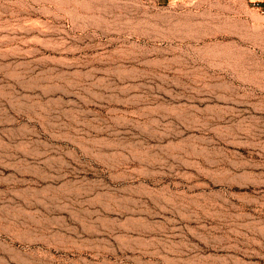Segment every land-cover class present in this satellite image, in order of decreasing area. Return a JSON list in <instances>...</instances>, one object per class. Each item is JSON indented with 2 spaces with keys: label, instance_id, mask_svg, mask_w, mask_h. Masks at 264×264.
I'll use <instances>...</instances> for the list:
<instances>
[{
  "label": "rangeland",
  "instance_id": "obj_1",
  "mask_svg": "<svg viewBox=\"0 0 264 264\" xmlns=\"http://www.w3.org/2000/svg\"><path fill=\"white\" fill-rule=\"evenodd\" d=\"M252 1L0 0V264H264Z\"/></svg>",
  "mask_w": 264,
  "mask_h": 264
},
{
  "label": "bare ground",
  "instance_id": "obj_2",
  "mask_svg": "<svg viewBox=\"0 0 264 264\" xmlns=\"http://www.w3.org/2000/svg\"><path fill=\"white\" fill-rule=\"evenodd\" d=\"M144 60V59H142ZM145 64V62L143 63ZM64 185V184H63ZM63 189V188H62ZM25 192V191H24ZM37 192V191H35ZM56 192V191H55ZM40 193V192H38ZM37 193V194H38ZM42 193V192H41ZM72 193V191H71ZM33 194V193H32ZM35 194V193H34ZM36 194V195H37ZM45 194L46 191H45ZM49 194V193H48ZM51 194V193H50ZM44 195V192H43V197L39 194L37 196H35V200L34 202H32V200L34 199V196L31 197V202L34 203L35 205H37V207L39 208H43L44 210L47 208L48 211H49V207H52L51 205H55L59 202L62 201V198L59 196V195H56V194H51V195ZM99 195V194H98ZM106 195V194H105ZM32 196V195H31ZM30 197V196H28ZM30 199V198H29ZM28 199V200H29ZM66 200V199H65ZM33 205V204H31ZM28 207V205H27ZM37 208V209H39ZM124 208V207H123ZM46 209V210H47ZM40 210V209H39ZM41 211V210H40ZM39 212V211H38ZM39 216V215H38ZM41 217V216H40ZM33 219V218H32ZM35 219V217H34ZM43 219V218H42ZM37 220V219H35ZM31 221V220H30ZM140 221V220H139ZM36 222V221H35ZM44 222V221H43ZM41 224V223H40ZM34 225V224H33ZM93 227V226H92ZM108 227V226H107ZM62 229V228H61ZM114 232V231H113ZM116 240V239H115ZM148 240V239H147ZM145 240L144 238H132V237H128L127 235H123L121 236L120 238H118V241L120 243V246H121V253L119 252H115L109 256H103V258L101 259V264H181L177 261H175L173 258H168L167 256L159 253V251H155V247L157 244H155V241L156 240ZM54 241V240H53ZM5 242V241H4ZM4 242H3V245H4ZM12 243V242H11ZM8 244V243H7ZM23 244V243H22ZM31 244V243H30ZM27 245V244H25ZM9 246V245H8ZM20 246V245H19ZM7 247V245H6ZM53 247V246H52ZM158 247V246H157ZM6 249V248H5ZM7 249H9L7 247ZM12 249V248H11ZM88 249V248H87ZM92 249V248H91ZM159 249V247H158ZM10 250V249H9ZM50 250V249H49ZM108 250V249H107ZM14 251V250H13ZM26 251V250H25ZM24 251V253H25ZM106 251V250H105ZM109 251H112V250H108ZM114 251V249H113ZM4 252V251H3ZM9 252V251H8ZM19 252V251H18ZM17 252V253H18ZM21 252V251H20ZM161 252V251H160ZM22 253V252H21ZM21 253H18L19 256L23 257L24 256V253L21 254ZM38 253H39V250H38ZM44 253V252H43ZM131 254V255H128V254ZM168 253V252H167ZM166 253V254H167ZM26 254V253H25ZM110 254V252H109ZM23 255V256H22ZM27 255V254H26ZM25 255V256H26ZM29 255V254H28ZM32 255V254H31ZM37 255V254H35ZM98 254H96L97 256ZM17 256V255H16ZM18 256V257H19ZM40 256V255H39ZM44 256V255H43ZM42 256V257H43ZM95 256V257H96ZM100 256V255H99ZM96 257L97 259L99 258ZM27 257H30V256H27ZM34 257V256H33ZM37 257V256H36ZM41 257V258H42ZM52 257V256H51ZM175 258V257H174ZM19 259V258H18ZM22 259V258H21ZM25 259V258H24ZM47 259V258H46ZM87 259V258H86ZM84 259V260H86ZM176 259V258H175ZM29 262V261H28ZM90 262V261H89ZM99 264V263H98Z\"/></svg>",
  "mask_w": 264,
  "mask_h": 264
},
{
  "label": "built area",
  "instance_id": "obj_3",
  "mask_svg": "<svg viewBox=\"0 0 264 264\" xmlns=\"http://www.w3.org/2000/svg\"><path fill=\"white\" fill-rule=\"evenodd\" d=\"M258 10H260L264 15V0H255L251 2Z\"/></svg>",
  "mask_w": 264,
  "mask_h": 264
}]
</instances>
